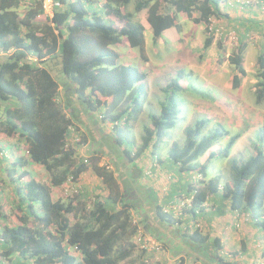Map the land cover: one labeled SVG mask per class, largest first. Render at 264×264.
<instances>
[{
	"label": "trees",
	"instance_id": "trees-1",
	"mask_svg": "<svg viewBox=\"0 0 264 264\" xmlns=\"http://www.w3.org/2000/svg\"><path fill=\"white\" fill-rule=\"evenodd\" d=\"M23 1L0 0V54L3 53L0 56V134L16 138L26 147L24 154L13 157L6 173L12 183L18 180L11 189L17 217L14 226L3 222L7 214L0 206L3 263L148 264L156 252L147 253L142 248L143 241L136 242L135 238L142 232L161 245L157 253L162 259L166 253L173 252L175 256L188 255L199 264H232L221 254L219 238L203 234L200 226L192 232L184 231L177 225L178 221L151 202L142 183L164 168L174 170L175 174L198 173L206 177V170L214 160L227 159L229 180L222 190H219L220 175L200 187L187 184L192 204L201 205L207 196L219 194L237 221L247 214L249 223L260 228L263 234L264 127L258 131L253 144L254 155L243 163L229 158L232 146L242 133L230 135L215 129L203 135L207 118L196 120L193 128L184 131L183 143L173 142L167 156L162 157L160 146L176 124V94L188 90L180 84L184 72L178 71L163 87L159 112L148 115L150 126H144L137 144L131 122L141 112L148 95L144 83L147 75L135 66L118 64V54L111 48L126 39L130 47L138 48L145 60V28L128 9L133 3L136 13L147 11L146 21L154 41L162 38L167 29L181 31L176 18L179 13L195 25H204L207 34L203 51H206L214 43L209 29L212 20L229 18L224 12L228 8L224 5L227 0H103L101 4L98 0H59L61 8L46 23L36 22L43 14L39 1L32 0L29 5ZM262 1L263 4L255 7L263 10ZM160 2L168 6L164 13L158 11ZM20 9L22 15L18 13ZM217 47L222 53L224 43L218 42ZM246 49L247 42L240 40L227 58L235 72L232 89H237L241 77L247 75L243 67ZM49 61H54L55 70L63 75L60 94L59 84L45 67ZM255 64L254 97L256 103L264 104V45ZM90 113L100 118L96 124H110L112 133L105 139L92 132L90 148L86 151L90 157L85 159L78 150L87 142L86 137L81 136L76 145L70 144L69 130L72 116L88 130L91 122L89 117L84 119ZM229 135L222 150L210 152L203 164L198 162L218 140ZM146 153L150 161H146ZM97 155L108 159L104 166L98 165ZM33 164L47 172L49 183L37 181L25 169ZM18 169L23 170L14 176ZM88 172L99 180L91 205H86V200L92 190L76 185ZM22 178L27 180L21 183ZM68 180L76 193L71 192L66 201L54 200L52 188L61 187ZM145 194L150 205H155L151 218L146 211L150 209L138 212L136 208L145 202ZM115 205H119L117 210ZM189 243L195 248L187 247ZM134 252H139L136 260L131 259Z\"/></svg>",
	"mask_w": 264,
	"mask_h": 264
},
{
	"label": "rangeland",
	"instance_id": "rangeland-1",
	"mask_svg": "<svg viewBox=\"0 0 264 264\" xmlns=\"http://www.w3.org/2000/svg\"><path fill=\"white\" fill-rule=\"evenodd\" d=\"M98 1L100 4L103 2V0ZM230 1L232 3L234 0ZM167 7L168 6L160 2L158 11L164 13ZM128 9L130 12H134L135 20L139 21L145 28V60L141 58L138 48L130 47L126 39H122L120 43L111 46V48L118 54V64L135 66L147 75L144 83L148 95L145 98V103L141 112L137 115L136 119L131 122L132 133L138 142L137 144L140 143L139 138L144 133V126H150L148 115L150 113L159 112V103L163 100V87H165L169 80L173 79L176 73L181 70L184 72V75L180 84L188 87V90L176 94L178 111L176 124L175 127L168 132L166 139L161 144L159 154L162 157H166L173 142H177L178 144L183 143L185 130L193 128V124L196 120L207 118L209 121L203 129V135H207L215 129L227 131L230 135L237 132L242 133L240 138H238L232 146L229 158L239 163L247 161L250 156L254 155L255 151L253 149V144L255 143L258 131L264 127V104L256 103L253 91V85L256 83V57L260 48L264 45V9L261 10V8L254 6L247 7L242 4H234L231 9L228 7L224 10L229 16L228 19L222 18L220 20H212L209 28H212L211 33H213L214 43L206 51H203V42L207 34L204 25H195L185 15L179 13L176 14V18L181 26V31L177 32L176 29L172 28L169 31L163 32L162 38L154 41L152 38V30L146 21L147 11L142 10L136 13L133 8V3ZM233 11L236 17H238L237 19L232 18L234 17ZM18 13L22 15V9H20ZM251 13H254V17L247 16V14L251 15ZM46 18L48 17L40 15L36 19V22L46 23ZM109 19L117 22L115 19ZM218 29L223 30L221 36L216 32ZM240 40L247 42V49L244 56L245 61L243 64L247 75L241 77V84L237 89H232L231 80L235 72L228 63L227 58L236 48ZM218 42L224 43L222 53L217 47ZM2 54L3 53H1L0 56H3ZM55 61L57 62L56 59ZM54 63V61H49L48 65H45V67L59 84L61 90L59 89L60 91L58 94H60L63 91L62 86L64 78L63 75L60 74V70H55ZM88 117V120L91 122L90 125L92 126L87 130L83 124L77 121V118L72 116V127H74L75 130L73 129L70 133L69 141L70 144L76 145V143L80 141L81 136L86 137L87 142L82 143L78 150L79 155L85 159L90 157L89 153L86 151L92 140V132L105 137V139L108 137V134L112 133L110 124L101 123V125H99L95 123L96 119L100 120L96 113L88 114L87 117L85 116L84 120ZM93 121L94 123L92 124ZM230 135L218 140L198 162L203 164L210 152L222 150L226 146ZM13 142L14 141H12V143ZM24 151V148L19 149L16 154H24ZM145 155L147 156L146 161H150L151 157L149 153ZM96 157L99 158L98 165L100 166H104L108 161L106 156L97 155ZM25 169L29 171L37 181L49 183V175L41 166L33 164ZM18 170V174L14 176L21 174L23 169ZM0 172L2 175L7 176L3 169H0ZM217 175L221 176L220 187H222L229 180V160L217 159L211 163L206 170L207 181ZM26 178H22L20 182L23 183L27 180ZM176 178H182L183 180L185 178L188 179L186 175L181 176L179 173L176 174ZM9 182L16 186L18 180L14 183L10 180ZM78 182L79 183L76 185L92 190L86 200V205H91L92 198L94 194H96L95 191L99 189L98 178L88 172L83 174ZM64 186L65 185L52 188V197L54 200L59 198L65 201L68 200V196L71 194L72 190L66 192ZM66 189L68 190V188ZM1 203L2 205H9L10 200L3 196V201H1ZM14 211L15 209L12 210V213L10 212V215L17 217V212ZM15 217L11 224L15 223ZM191 231H194V229L192 228ZM186 246L195 248V246L190 243L186 244ZM236 251H241V248L238 247L233 253ZM75 254L78 258L81 257L78 253ZM138 257L139 252H134L131 259L136 260ZM154 257L155 258L150 259L148 264H154L155 261H157L155 262L156 264L162 262V255L160 253H154ZM178 257L183 260V256ZM191 262H193V260H191Z\"/></svg>",
	"mask_w": 264,
	"mask_h": 264
},
{
	"label": "crops",
	"instance_id": "crops-1",
	"mask_svg": "<svg viewBox=\"0 0 264 264\" xmlns=\"http://www.w3.org/2000/svg\"><path fill=\"white\" fill-rule=\"evenodd\" d=\"M233 15L234 17L232 18H238L236 17L234 11ZM247 16L254 17V13H251V15L247 14ZM171 29L172 28L167 29L164 32ZM12 141H14L15 144L14 142L12 143ZM22 148L25 149L26 147L23 142L17 140L16 138H8L5 135L0 136V150L8 152H6L8 158H6L7 156L4 152L5 158L2 157L1 159L0 169L2 168L4 172L7 173L8 168L11 166L13 157L19 155L18 153L16 154V152ZM174 172V170L172 171L169 170V168H164L161 172H157L153 175L151 174L150 177L142 183L146 188V194L150 195L149 199L151 202L159 205L161 211L170 215L174 221H178L179 224L177 225L180 228L194 229L193 224H199V229L203 234L209 233L212 237L219 238L222 246L221 254L225 257L227 262L232 264H260L261 262H264V237L262 230L251 225L249 222H242L240 228H236L234 225L235 222H237L236 216L235 214L229 212L227 201L222 199L219 194L216 196H209L207 198L206 207H204L199 214H193V209H189L187 206L182 209L180 215L177 214V211L172 208V203L178 197L188 198L191 196V193L187 190V184L189 183L190 176H193V174H186L189 175V177L187 180H183L182 178H176V172ZM7 176L2 175L0 172V206H3V211L7 214L3 222L14 226L16 225V220L14 224L11 223L14 221L15 216H11L10 212L12 213V210L15 209L12 197L13 195L11 193V189L15 186L11 185ZM3 196L10 200L9 205H2L1 201H3ZM145 197V202L140 203V205H137L136 208L138 209V212L150 209L146 211L151 218L153 217L154 212H152V208L155 205H150L151 203L150 200H148L147 195ZM114 207L117 210L119 205H115ZM242 243L245 244V250L243 251ZM238 247L241 248V251L233 253V251L237 250ZM229 252H232L233 254L231 255ZM178 256H183V262L186 260L188 264L191 263L192 258L190 256L182 253L175 256L173 252L172 254L170 252L169 254L166 253L164 255L162 262L159 264H172L175 258H179Z\"/></svg>",
	"mask_w": 264,
	"mask_h": 264
},
{
	"label": "built area",
	"instance_id": "built-area-1",
	"mask_svg": "<svg viewBox=\"0 0 264 264\" xmlns=\"http://www.w3.org/2000/svg\"><path fill=\"white\" fill-rule=\"evenodd\" d=\"M32 0H24L23 3L24 5H29L31 3ZM35 1H39L42 7V11L44 16L48 17L46 19H51L53 16V13L55 10H58L61 8V3L59 2V0H35ZM236 2L245 5V6H259L260 4H263L262 0H235ZM225 6H231L232 3L230 0H227L224 4ZM210 31L212 30V28H209ZM216 32L221 36L223 34V30L218 29L216 30ZM73 131V129H72ZM71 131V132H72ZM198 180H200V177L197 176L194 180L193 183L195 184ZM64 186V190L66 192H69L72 190V192H75V188H73V186H69V185H73V183L68 180L67 183L63 184ZM76 187V186H75ZM68 188V190L66 189ZM76 193V192H75ZM191 205V199H187V200H177L174 204H172V208L175 209L177 211V214H181L182 209L187 206L190 207ZM202 206H206V203ZM195 214H199L198 210H195ZM242 220H239L235 222V227L236 228H240V225L242 224V222H249L250 221V217L246 214L243 215V217H241ZM194 229L198 228L200 225L199 224H193ZM184 230V228H183ZM263 236H264V232H263ZM140 239L143 241V247L145 248V250L148 252H156L160 251L161 249V245H159V243L154 240L151 236H148L146 234H143L142 232L138 233L137 237L135 238L136 242L138 243V241H140ZM0 262H3L0 258ZM172 264H188L185 260V262L182 261L181 258H175L173 260ZM190 264H199L198 262H191ZM264 264V263H261Z\"/></svg>",
	"mask_w": 264,
	"mask_h": 264
},
{
	"label": "clouds",
	"instance_id": "clouds-1",
	"mask_svg": "<svg viewBox=\"0 0 264 264\" xmlns=\"http://www.w3.org/2000/svg\"><path fill=\"white\" fill-rule=\"evenodd\" d=\"M234 4H240V3H238V2H236L235 0L232 2V5L231 6H227V7H232ZM247 7H252V6H247ZM241 8H242V6H241ZM59 89L61 90V88L59 87ZM58 89V91H60ZM72 127H70V133H71V131H72ZM0 135H3V134H0ZM69 136H70V134H69ZM9 138V137H8ZM12 138V137H11ZM25 150H26V148H25ZM4 152H5V154H6V158H8V155H7V151H5V150H0V154H1V156H0V160L2 159V157H4L5 155H4ZM7 152V153H6ZM24 152H26V151H24ZM209 168V167H208ZM197 176H199L200 177V180H198L195 184L193 183V180L197 177ZM186 177H189V176H187L186 175ZM211 179V178H210ZM187 180V179H186ZM205 181H207V178L206 177H204V176H202L201 174H198V173H194L193 174V176H190V180H189V184H194L195 185V187H200L201 185H202V183H204ZM219 190H222V187H219ZM209 196H207L206 197V200L201 204V205H204L205 203H207V198H208ZM187 199H191V205H190V207H188L189 209H193V214L195 213V210H198L199 211V213L201 212V210L204 208V207H206V206H202L201 207V205H193L192 204V194H191V196L190 197H188V198H177L176 199V201L177 200H187ZM176 201H174L172 204H174ZM186 229H191V228H185L184 229V231L186 230ZM192 230V229H191ZM190 230V231H191ZM192 232V231H191ZM0 264H5V263H3V262H0Z\"/></svg>",
	"mask_w": 264,
	"mask_h": 264
}]
</instances>
